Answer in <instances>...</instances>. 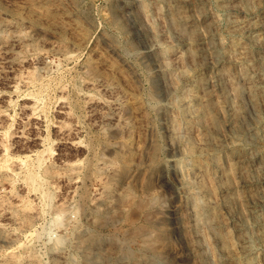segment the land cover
Listing matches in <instances>:
<instances>
[{"label":"rangeland","instance_id":"rangeland-1","mask_svg":"<svg viewBox=\"0 0 264 264\" xmlns=\"http://www.w3.org/2000/svg\"><path fill=\"white\" fill-rule=\"evenodd\" d=\"M253 4L0 0V264H264Z\"/></svg>","mask_w":264,"mask_h":264},{"label":"bare ground","instance_id":"bare-ground-1","mask_svg":"<svg viewBox=\"0 0 264 264\" xmlns=\"http://www.w3.org/2000/svg\"><path fill=\"white\" fill-rule=\"evenodd\" d=\"M248 4H250V2L253 4V0H246ZM258 1V0H257ZM256 2V1H254ZM258 3V2H257ZM254 5V4H253ZM252 5V6H253ZM259 6V5H258ZM262 6V5H261ZM256 7V6H255ZM240 9V8H239ZM255 10V8H254ZM254 18H252L251 20H246V19H243L241 20L239 23H238V26H239V29L240 30H247L248 32L251 33V36H252V39L253 41L257 42L258 43H264V8L261 9V11H259V13L257 14V12H254ZM212 17V16H211ZM246 31V32H247ZM215 34V33H214ZM253 34V35H252ZM233 35V34H232ZM212 47V46H211ZM263 47V46H262ZM245 50V49H244ZM246 52V51H245ZM249 52V51H248ZM244 53V52H243ZM242 54V53H241ZM246 55H247V52H246ZM262 56V55H261ZM223 58V57H222ZM246 58V57H245ZM244 58V59H245ZM249 58V56L247 57V59ZM251 58V56H250ZM259 58V57H258ZM251 59H254V60H257L255 58H251ZM263 59V64H264V57L262 58ZM250 60V59H249ZM248 60V61H249ZM241 61V59H240ZM259 61V60H258ZM216 62V61H215ZM253 62V61H252ZM255 62V61H254ZM262 62V61H261ZM245 63V62H244ZM241 64V63H240ZM247 64V63H246ZM217 67V66H216ZM215 67V68H216ZM262 73L260 75H258L257 77H255L254 79L253 78H249L248 80L244 81L245 82V89L247 90V94L248 96L253 100L254 103H259V100H261V102L264 104V97L262 98H259L258 97V93L262 90H264V67L262 66ZM245 79V78H244ZM229 85V88H228V91L227 93L232 96L235 95V98H236V92L238 91V88L239 86L237 87L236 85H234L235 83H228V81H226ZM211 88V87H210ZM216 93V92H215ZM264 93V92H262ZM227 94V95H228ZM215 97V96H214ZM217 99V98H216ZM215 99V100H216ZM258 101V102H256ZM262 105V104H261ZM231 106V105H230ZM263 106V105H262ZM261 107V106H260ZM264 109V108H263ZM203 110L206 112L207 111V108L206 107H203ZM232 111L234 113V115L238 118L237 121H232L235 126H236V123L238 124L237 125V131L239 132V135H240V140L234 143H237L235 147V149H239V151H243V153H241L242 155L237 157V161L236 163H240L242 168L244 169L243 173H247L248 175H250L253 179V182L254 184L252 185H264V126L261 130V135L259 137L256 138V141H255V144H250L251 146L255 145V150L252 151L251 148H249L248 144H246L244 142V139L243 138H247L248 136V132L244 126H243V121H241V108L239 106H234L232 105ZM241 117V118H240ZM235 119V118H233ZM228 123V122H227ZM230 123V122H229ZM230 125V124H228ZM233 125V124H232ZM234 126V127H235ZM250 126V125H249ZM232 128V126H231ZM235 128V129H236ZM229 140V139H228ZM232 142V141H231ZM227 150V149H226ZM238 151V150H237ZM238 152V155L239 153ZM258 156H262L263 160L260 161V163L257 162V158ZM259 159V158H258ZM74 168V167H73ZM242 169V170H243ZM241 170V171H242ZM35 176V175H34ZM33 179V177L31 178ZM37 180V179H36ZM249 184V182H248ZM260 186V187H261ZM256 187V186H255ZM256 190V189H255ZM258 190V189H257ZM252 192V191H251ZM252 194V193H251ZM63 209V208H62ZM29 218V217H28ZM29 221V220H27ZM156 251V250H155ZM157 255V254H156ZM159 255V254H158ZM157 260V259H156Z\"/></svg>","mask_w":264,"mask_h":264}]
</instances>
